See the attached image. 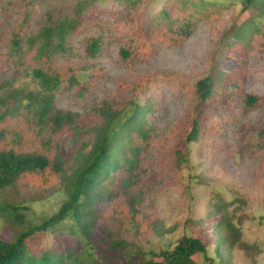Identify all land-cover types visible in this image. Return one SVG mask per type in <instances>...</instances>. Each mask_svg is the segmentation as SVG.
Instances as JSON below:
<instances>
[{"label":"trees","instance_id":"trees-1","mask_svg":"<svg viewBox=\"0 0 264 264\" xmlns=\"http://www.w3.org/2000/svg\"><path fill=\"white\" fill-rule=\"evenodd\" d=\"M4 13L22 12V21L6 39V53L1 59L14 66L23 64L28 52L37 61L50 62L64 52L69 32L75 22L55 19L50 12L46 20L33 29L32 17L47 0H0ZM98 0H78L75 14L81 13ZM135 17L116 23L117 30L131 33V24L138 20V7L146 0H121ZM222 5L207 0H167L150 18L149 26L138 46L122 42L120 57L126 63L150 54L157 47L177 48L196 32L198 26L212 17H219ZM242 10L253 13L264 23V0H243ZM255 32L264 51V24ZM116 29L109 28L112 32ZM106 44L99 35L87 39V50L96 56ZM232 45V43L230 44ZM229 45V46H230ZM75 71H59L51 66L33 70L40 90L10 89L0 83V191L15 186L26 189L44 188L54 193L64 190L66 199L49 216L40 220L27 219L20 213L23 205L6 199L0 203V215H9L14 234L0 239V264H84L93 260L88 250L86 259L73 252L60 251L53 245L32 249V244L59 234L67 225L71 235H78L97 251L95 264H196L194 256L204 255L208 264H233V249L241 244V229L230 218L227 205L220 199L212 202L208 215L214 237V252L207 255L209 245L199 236L182 235L168 249L148 259L142 247L125 238L104 239L108 247L93 245L100 220L110 218L122 229L137 228V232L153 228L160 231L162 222L156 209L155 180L147 184L151 174V158L171 153L178 166L188 161V155L177 147L183 133L187 144L202 142L205 152L229 145L231 134L253 130L264 148V93L258 95L246 89L244 79L229 75L216 66L192 87L203 117L195 112L183 119L174 130L156 132L152 118L158 107L160 86L154 79H145L129 87V95L114 103L94 106L88 115L57 108L55 92L63 82L77 83ZM258 112L253 123L242 124L250 114ZM241 123V124H240ZM29 200H33L32 198ZM40 248V249H39ZM115 251V252H114Z\"/></svg>","mask_w":264,"mask_h":264},{"label":"rangeland","instance_id":"rangeland-1","mask_svg":"<svg viewBox=\"0 0 264 264\" xmlns=\"http://www.w3.org/2000/svg\"><path fill=\"white\" fill-rule=\"evenodd\" d=\"M166 1H144L137 9L139 18L131 24L129 34L126 30H117L116 23L135 17L136 11L129 10L121 0H98L80 16L75 14L78 0H47L32 17L33 29L46 20L47 12L55 19L74 21L66 50L47 63L37 61L34 52H28L19 66L0 58V83L9 84L10 89L39 91L33 77L34 69L51 66L67 72L72 68L77 83L63 82L55 92L54 104L57 108L84 117L96 105L125 98L130 94V85L154 79L160 88L152 125L159 134L176 129L192 112L196 117L204 116L207 108H199L192 87L216 66L227 71L228 76L242 77L247 91L258 95L264 93V51L260 46L261 40L255 36L264 23L253 13L242 10L243 0H207L222 5L219 17L203 21L183 45L177 48L160 46L154 52L142 54L126 64L120 57L122 42L128 40L133 45H140L151 16ZM21 14L20 9L10 13L0 10V54L6 53V39L11 30L21 23ZM111 26L116 31L110 32ZM99 35L106 37V44L99 54L92 56L87 50V39ZM258 116V112H254L241 123H253ZM190 128L191 123L177 143V147L187 153L188 161L178 166L171 153L155 156L149 163L150 177L146 175L144 178L147 184L155 180V205L163 223L161 230L150 228L138 233L137 228L125 230L112 219L104 217L98 224L93 245L105 248L109 243L104 239L125 238L142 247L150 259L174 246L182 235L188 234L199 236L207 243V255L218 262L208 215L212 202L220 199L227 205L230 218L240 227L241 243L245 245L239 244L233 249L231 262L264 264V148L258 145L260 138L253 130H243L238 135L229 136L228 146L205 152L201 141L187 144L186 136ZM66 197L62 189L50 193L44 188L30 190L15 186L0 191V203L6 199L23 205L26 208L20 213L25 214L27 219L36 220L56 212ZM31 198L33 200H29ZM14 229L9 215H0V239H11ZM45 244L66 253L79 254L83 259H86L89 250L93 260L86 259L84 264H95V257H99V253L92 251L85 240L71 235L67 225L62 226L59 234L53 235L49 241L41 245L32 244L31 247L35 250ZM194 259L196 264H208L204 255H196Z\"/></svg>","mask_w":264,"mask_h":264}]
</instances>
